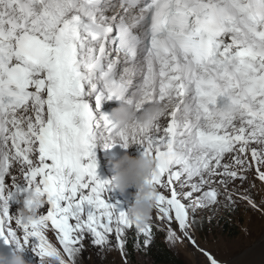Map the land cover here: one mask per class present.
Returning a JSON list of instances; mask_svg holds the SVG:
<instances>
[{
	"label": "snow or ice",
	"instance_id": "snow-or-ice-1",
	"mask_svg": "<svg viewBox=\"0 0 264 264\" xmlns=\"http://www.w3.org/2000/svg\"><path fill=\"white\" fill-rule=\"evenodd\" d=\"M140 91L166 97V124L120 128L98 112ZM133 143L158 162L150 182L173 244L172 223L197 246V210L234 203L229 185L250 172L264 182V0H0V239L35 237L41 264H77L86 240L110 248L112 236L124 253L133 228L134 247H150L152 220L133 223L97 174L98 144ZM33 189L45 206L26 225L9 201Z\"/></svg>",
	"mask_w": 264,
	"mask_h": 264
},
{
	"label": "rangeland",
	"instance_id": "rangeland-1",
	"mask_svg": "<svg viewBox=\"0 0 264 264\" xmlns=\"http://www.w3.org/2000/svg\"><path fill=\"white\" fill-rule=\"evenodd\" d=\"M135 145L137 148L129 146L125 149L124 154L135 158L137 151L145 149L142 144ZM102 166L113 171L111 165L108 167ZM102 166L101 168H103ZM107 174L109 175V173L104 174L106 180L108 178ZM108 182H110L107 193L109 202L118 204L120 210L127 211L129 206L134 203L136 189L131 188L126 194L122 195L112 187V179L108 178ZM21 187H26V185H21ZM229 191L233 194L234 203H228L226 194H222L219 197V203L214 208L197 210L195 214L196 223L191 229V235L198 247H193L190 240L182 236L176 223H172L171 227L180 236V240L175 244L167 241L168 228L165 222L159 220L157 210L154 211L151 222L157 223L158 229L162 232L166 242L188 264H210L208 257L203 253L204 251L222 264H234L236 258L252 252L248 262H242L241 264H255L258 262L259 253L254 252V250L264 234V182L257 179L254 172H250L245 182L236 181L230 184ZM166 195L168 194L166 193ZM244 196L251 197L257 207L253 208L247 200L242 199ZM182 202L188 203V201ZM226 204L227 207H225ZM11 207H14V209ZM21 207L9 204V214L17 216ZM47 207H50V205ZM225 225L229 227L226 228ZM46 235L54 246L61 247L53 230H49ZM110 239V248L96 247L91 244L90 240H86V251L78 258L77 264H129L125 252L122 253L118 250L115 237L112 236ZM3 242V244H0V253L9 257L14 254H22L26 264H41V257L37 255L39 240L35 237L30 239L22 252L15 243H5L4 240ZM139 261L142 264H152L147 258H139Z\"/></svg>",
	"mask_w": 264,
	"mask_h": 264
},
{
	"label": "clouds",
	"instance_id": "clouds-1",
	"mask_svg": "<svg viewBox=\"0 0 264 264\" xmlns=\"http://www.w3.org/2000/svg\"><path fill=\"white\" fill-rule=\"evenodd\" d=\"M98 37L106 35L103 29L96 30ZM114 96L119 97V101L124 100L126 93L114 92ZM166 97L149 96V94L140 91L131 98L132 103H120L109 115V119L120 128H126L129 125L137 124L146 130H150L165 115L166 107L164 99ZM150 99V106L142 112H138L137 106H143L144 101ZM236 112L234 104H227L224 107L226 115H233ZM145 152V151H144ZM144 152H137L136 157L124 155L113 163L114 176L112 178V187L118 190L122 195L126 194L131 188L136 189L134 203L127 209V215L133 223L146 226L153 218V213L158 205V190L150 182L153 174L157 171V160L150 156H144ZM138 153L143 154L138 157ZM21 205V204H20ZM45 206L42 198L35 189L27 193L23 206L18 211V217L26 225L38 220L41 215V209ZM23 249H21L22 252ZM0 264H26L22 254H14L11 257L0 253ZM44 264H60V258L55 257L47 260Z\"/></svg>",
	"mask_w": 264,
	"mask_h": 264
},
{
	"label": "trees",
	"instance_id": "trees-1",
	"mask_svg": "<svg viewBox=\"0 0 264 264\" xmlns=\"http://www.w3.org/2000/svg\"><path fill=\"white\" fill-rule=\"evenodd\" d=\"M153 227L154 241L148 248H136V232L133 228L127 231V242L125 248V256L129 264H142L139 258H147L152 264H188L178 256L175 251L166 242L162 232L158 229L156 222H151ZM226 228L227 225H225ZM142 240L143 237H140Z\"/></svg>",
	"mask_w": 264,
	"mask_h": 264
},
{
	"label": "bare ground",
	"instance_id": "bare-ground-1",
	"mask_svg": "<svg viewBox=\"0 0 264 264\" xmlns=\"http://www.w3.org/2000/svg\"><path fill=\"white\" fill-rule=\"evenodd\" d=\"M148 106H146L147 108ZM145 108V109H146ZM166 120L165 118H161V121L160 123L162 124H166ZM130 146H132L133 148H137V146L135 144H130ZM141 151V150H140ZM144 152V151H143ZM102 171V172H101ZM106 173H109L108 175V178L111 180L112 177L114 176V171H110L109 169H105V167L101 168V164H98V168H97V174L99 176V178L103 181H108V178L107 180L105 179V175ZM116 192V191H115ZM21 204V203H19ZM12 209H14V207H11ZM192 236V235H191ZM3 239H0V244H3ZM259 245L256 247V249L254 250V252H257L259 253V257H258V262L255 263V264H264V234L262 235L261 239L259 240ZM257 243V244H258ZM252 255V252H248V253H245L243 254L241 257H238L234 260V264H241L242 262H248L249 260V257ZM248 258V259H247ZM216 260V259H215ZM217 261V260H216ZM218 262V261H217ZM218 264H222L220 262H218ZM247 264H250V263H247Z\"/></svg>",
	"mask_w": 264,
	"mask_h": 264
},
{
	"label": "water",
	"instance_id": "water-1",
	"mask_svg": "<svg viewBox=\"0 0 264 264\" xmlns=\"http://www.w3.org/2000/svg\"><path fill=\"white\" fill-rule=\"evenodd\" d=\"M194 240H195V239H194ZM190 243H191V242H190ZM191 244H192V243H191ZM192 245H193V244H192ZM193 247H197V246H194V245H193ZM203 253H204V255H205V253H207V252L204 251ZM208 254H209V253H208ZM206 256H207V255H206ZM207 257H208V256H207Z\"/></svg>",
	"mask_w": 264,
	"mask_h": 264
}]
</instances>
